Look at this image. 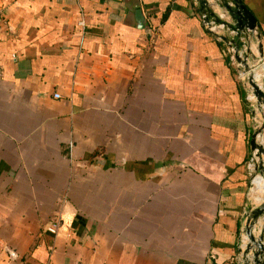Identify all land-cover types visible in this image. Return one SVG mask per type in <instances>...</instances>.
<instances>
[{
  "label": "crops",
  "instance_id": "1",
  "mask_svg": "<svg viewBox=\"0 0 264 264\" xmlns=\"http://www.w3.org/2000/svg\"><path fill=\"white\" fill-rule=\"evenodd\" d=\"M241 1L264 47V0ZM200 12L194 0H0V264L237 260L254 117ZM250 196L260 204L264 188L252 181Z\"/></svg>",
  "mask_w": 264,
  "mask_h": 264
},
{
  "label": "water",
  "instance_id": "2",
  "mask_svg": "<svg viewBox=\"0 0 264 264\" xmlns=\"http://www.w3.org/2000/svg\"><path fill=\"white\" fill-rule=\"evenodd\" d=\"M199 4L201 12L206 11L207 9V0H195ZM217 11H210L209 16H217L218 12L226 11L227 16L231 17L234 22H230L231 26L237 30V35H234L236 39L229 38L226 33L216 35L220 37V40L228 44L230 52L233 55L234 61L239 66V71L241 72V77L248 86L249 92L253 94L254 101L257 109L264 107V92L255 81L253 76V71L259 65L264 64V47L260 44H252L248 37L249 33L258 35L256 30L255 18L252 16L247 7L242 3L241 0H222V2L217 3ZM200 12V13H201ZM135 18L138 23V26L142 29L147 30V23L140 11V9L135 10ZM218 20V19H217ZM241 33H245L240 40ZM247 35V36H245ZM259 37V36H258ZM264 133V118L256 125H253V130L250 136V148L255 153L259 162L257 163V169H262L264 166V161L262 157L264 156V146L257 141V135ZM249 182V186L251 185ZM264 216V199L257 206L251 207L249 212L244 211L242 219H245L244 223H241V228L244 236L247 238V243L244 251L242 252L243 256L246 258L249 252H252L253 262L250 263L244 259L243 264H264L263 254H264V245H263V234L258 235L254 234V228L256 221L259 217ZM242 221V220H241ZM239 244L237 246V253L240 252Z\"/></svg>",
  "mask_w": 264,
  "mask_h": 264
},
{
  "label": "built area",
  "instance_id": "3",
  "mask_svg": "<svg viewBox=\"0 0 264 264\" xmlns=\"http://www.w3.org/2000/svg\"><path fill=\"white\" fill-rule=\"evenodd\" d=\"M218 2H222V0H207V9H206V11H203V12H201L199 14V16L201 18V21L203 23V26L208 31L213 32L216 35L223 34V33H226V34H229V35H237V30L234 28V26H231L230 25V22L228 21L226 11L218 12L217 13V16H209V12L210 11H217V6L216 5H217ZM79 24L81 26H83V21H80ZM253 32L256 33V30H254ZM217 39L220 40V37L217 36ZM231 59H232V61H234L232 54H231ZM261 73H262V76L260 78L261 85H259V84L258 85L260 86V88L264 92V64L262 65ZM53 96H54V98H60V95L58 93H54ZM248 100L249 101L252 100L250 98V92L248 94ZM256 159H257V157L255 156V153L252 151L251 152V155H250V157H249V159H248V161L246 163V169H247V173H248L249 176L251 174L250 171H252L253 168H254V160H256ZM251 185H252V183H251ZM251 187L249 186V190H251ZM263 221H264V219H263ZM58 228H59V219L56 218L49 225V227L47 228V230L50 233H52V234H56ZM241 231H242V228L239 231V236L241 235ZM260 233L263 234V245H264V224H263L262 230L259 231V234ZM4 250H5V253H6V260L8 262L15 261V260H17L19 258V254L14 249H12V248H10L8 246H5L4 247ZM262 258L264 260V254H263V257ZM237 259L239 261V257H237Z\"/></svg>",
  "mask_w": 264,
  "mask_h": 264
},
{
  "label": "rangeland",
  "instance_id": "4",
  "mask_svg": "<svg viewBox=\"0 0 264 264\" xmlns=\"http://www.w3.org/2000/svg\"><path fill=\"white\" fill-rule=\"evenodd\" d=\"M260 67V65L258 66ZM261 68H262V65H261ZM261 68H258L255 70L256 71H260L261 72ZM250 96H253L252 93H250ZM254 97V96H253ZM250 107L252 109V116L254 117V120H253V125H256L258 124L263 118H264V107H261L260 110L256 108V105H255V101L252 99L250 100ZM263 136L261 138H259L257 141L258 143L260 142L263 146H264V141H262V138H264V133L262 134ZM256 156V155H255ZM257 157V156H256ZM263 161H264V156L262 157ZM259 162V159L257 158L256 160H254V168L252 171H250V178L249 180L251 181L253 176L256 175V174H260V175H263L264 176V166L262 167V169H257V163ZM252 185H250L251 187ZM250 190H248V193H247V198H248V201H247V206L245 208V212L248 213L250 208L251 207H254V206H257L258 204L254 203L251 201L250 199ZM245 222V219L241 221V223H244ZM264 222V221H263ZM256 224V223H255ZM259 233H256V235H258ZM247 239L246 241L244 240V234L243 232L241 231V235L239 237V241H238V244H239V247H240V252L238 253V257H239V261L238 259L233 261V264H243L244 262V259H246L247 261H249L250 263L253 262V255H250L252 254V252H249L247 254V257L245 258L242 254V252L244 251L245 247H246V243H247ZM245 243V244H244ZM5 247V246H4Z\"/></svg>",
  "mask_w": 264,
  "mask_h": 264
},
{
  "label": "bare ground",
  "instance_id": "5",
  "mask_svg": "<svg viewBox=\"0 0 264 264\" xmlns=\"http://www.w3.org/2000/svg\"><path fill=\"white\" fill-rule=\"evenodd\" d=\"M263 65V64H262ZM258 68H261V65H260V67H257V68H255L254 69V71H253V76H254V79H255V81H257V83L259 84V85H261V81H260V78H261V76H262V73L260 72V71H256L255 72V70L256 69H258ZM250 98L251 99H255L253 96H250ZM260 110V109H259ZM263 135L262 134H258L257 135V140L259 139V138H261ZM262 141H264V138H262ZM260 143V142H259ZM252 181L254 182V184H255V186L256 187H258L259 189H262V188H264V177H262V176H259V175H254L253 176V178H252ZM251 181V182H252ZM252 197V196H251ZM261 217H264V216H261ZM260 218V217H259ZM263 222L261 223V227L259 228V231H261L262 230V228H263ZM259 231H258V233H259ZM246 236H244V240L246 241ZM245 244V243H244ZM250 255H252V254H250Z\"/></svg>",
  "mask_w": 264,
  "mask_h": 264
}]
</instances>
